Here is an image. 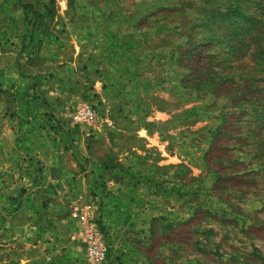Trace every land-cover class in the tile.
Returning a JSON list of instances; mask_svg holds the SVG:
<instances>
[{
    "label": "rangeland",
    "instance_id": "obj_1",
    "mask_svg": "<svg viewBox=\"0 0 264 264\" xmlns=\"http://www.w3.org/2000/svg\"><path fill=\"white\" fill-rule=\"evenodd\" d=\"M88 203L104 264H264V0H0V264Z\"/></svg>",
    "mask_w": 264,
    "mask_h": 264
},
{
    "label": "built area",
    "instance_id": "obj_2",
    "mask_svg": "<svg viewBox=\"0 0 264 264\" xmlns=\"http://www.w3.org/2000/svg\"><path fill=\"white\" fill-rule=\"evenodd\" d=\"M77 121H92L95 118V111L92 107L86 106L74 115ZM72 217L86 226V255L91 264H104L108 247L104 241V233L98 225L96 209L92 203H88L83 209H76Z\"/></svg>",
    "mask_w": 264,
    "mask_h": 264
}]
</instances>
